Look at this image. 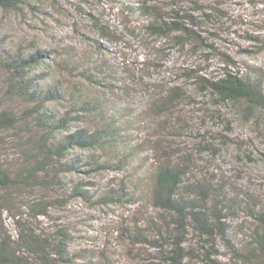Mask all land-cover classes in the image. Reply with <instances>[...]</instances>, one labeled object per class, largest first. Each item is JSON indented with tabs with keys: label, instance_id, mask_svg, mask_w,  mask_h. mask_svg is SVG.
Returning <instances> with one entry per match:
<instances>
[{
	"label": "trees",
	"instance_id": "obj_1",
	"mask_svg": "<svg viewBox=\"0 0 264 264\" xmlns=\"http://www.w3.org/2000/svg\"><path fill=\"white\" fill-rule=\"evenodd\" d=\"M44 1L0 0V264H116L109 257L97 259L91 250H74L73 226L59 216L51 218L53 211L65 210L75 199L91 205H150L152 216L139 211L135 224L122 223L120 230L133 244L153 249L159 264H264V190L249 178L243 181V171L224 170L221 164L202 162L198 154L168 145L171 149L151 163L148 179H142L145 188L138 193L146 175L136 169L132 157L158 145L149 139L131 142L127 133L135 118L94 89L111 88L115 83L107 78L116 79L104 74L108 65L97 62L99 39H125L96 5L112 0H71L97 34L89 36L93 51L84 50V57L72 56L74 47L66 49L62 41L57 48L36 38L16 41L14 32L5 30L4 13H14L19 22H25L27 14L49 15ZM171 2L145 0L126 4L123 10L141 20L150 34L173 35L181 44L211 48L225 62L237 63L201 32L205 23L225 26L228 16L221 7L199 0L189 5ZM40 19L43 25L35 23V28L48 33V21ZM244 35L264 49V34ZM263 68L238 66L207 80V86L223 102L264 109ZM112 170L124 172L118 184L112 180L100 185L91 175ZM131 176L137 180L133 190L124 184Z\"/></svg>",
	"mask_w": 264,
	"mask_h": 264
},
{
	"label": "rangeland",
	"instance_id": "obj_2",
	"mask_svg": "<svg viewBox=\"0 0 264 264\" xmlns=\"http://www.w3.org/2000/svg\"><path fill=\"white\" fill-rule=\"evenodd\" d=\"M143 1L112 0L96 4L105 11L110 22L125 33V39L116 42L99 39L102 48L96 53L97 62L108 65L110 69L104 74L116 79L107 78L115 83L111 88L100 85L94 89L98 91L97 95L104 96L110 104L135 118L127 133L131 142L149 139L158 145L147 153L139 151L132 157L136 169L146 175L138 183V193L145 188L142 179H148L151 163L170 147L175 151L198 154L200 161L221 164L222 169H230V172H234L233 169L240 170L238 173L243 171V181L249 178L252 185L264 190V109H248L241 103L223 102L211 93L206 82L221 77L227 70L236 71L238 66L243 69L247 64L264 67V49L244 35V31L264 34V0H199L204 5L211 2L226 12L225 26L209 22L204 24L206 29L201 32L209 35L221 53L232 57L236 64L229 60L225 62L222 55L210 52L214 51L211 48L195 43L181 44L173 35L145 31L140 25L141 20H135V15L123 10L126 4L136 6ZM161 1L165 5L172 3V0ZM179 1L189 5L195 0ZM43 5L49 9V15L27 14L25 22H19L14 13H4L5 30L14 32L16 41H21L18 38L35 41L36 38L40 44L49 47H59L58 42H64L65 48L72 45L74 57L76 53L84 57L85 51H93L90 43L93 38L89 36L97 38V34L85 25L86 20L80 17L75 3L45 0ZM42 17L48 21V33L44 28H35V23L43 25ZM242 48L255 49L256 53ZM62 79L69 81L67 75ZM2 89L0 75V102ZM210 169H214V165ZM91 175L100 185L112 180L118 184L124 172L112 170ZM124 184L133 190L137 180L131 176ZM139 211H144L146 218L154 214L148 204L91 205L75 199L65 210L53 211L51 218L59 216V221L73 226L75 240L71 247L74 250H91L97 259L109 257L116 264H159L153 249L133 244L122 236V223L133 226L135 217H141ZM3 218L8 227L13 228L12 220L5 214Z\"/></svg>",
	"mask_w": 264,
	"mask_h": 264
}]
</instances>
